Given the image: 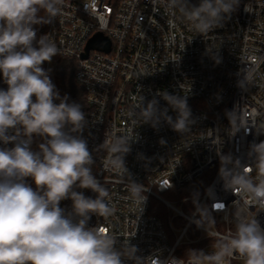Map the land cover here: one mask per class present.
<instances>
[{
  "label": "built area",
  "instance_id": "built-area-1",
  "mask_svg": "<svg viewBox=\"0 0 264 264\" xmlns=\"http://www.w3.org/2000/svg\"><path fill=\"white\" fill-rule=\"evenodd\" d=\"M85 2L91 5L90 13ZM189 3L198 6L200 0ZM43 34H50L61 50L51 63L42 65L51 70L59 94L58 59L76 61L75 81L84 90L87 106L81 135L93 155V175L108 189L115 208L108 218L91 214L88 227L106 229L116 237L118 248L135 246L137 256L149 257L145 264H152L153 255L182 259L178 251L184 248L210 254L220 238L235 231L237 213L255 217L264 229V208L225 189L220 176V157L229 155L241 168L251 167L254 181L258 175L255 155L249 152L251 145L264 142V0H240L231 19L207 34L196 32L178 11L169 10L167 0H65L61 14ZM98 34L109 41L110 50H90L82 59ZM245 74L249 81L244 89L238 81ZM0 88L7 90L2 74ZM164 92L187 98L194 120L190 131L178 133L163 120L154 128L130 115L142 99L146 106L155 98L159 109L167 108L175 120L177 112L160 95ZM113 133L132 140L124 157L128 174L106 166L109 153L100 145ZM211 169L216 173L204 193L182 201L192 202V215L165 198L182 194ZM131 180L144 185V204L131 198ZM26 182L35 189L30 177ZM75 190L89 198L97 196L91 189ZM155 199L167 209V220L154 212ZM60 207L67 215L72 201L63 200ZM200 215L206 219L198 220ZM176 219L185 225L176 227ZM192 228L198 232L196 239L189 237ZM124 264L133 261L125 259ZM227 264L245 260L235 255Z\"/></svg>",
  "mask_w": 264,
  "mask_h": 264
},
{
  "label": "clouds",
  "instance_id": "clouds-1",
  "mask_svg": "<svg viewBox=\"0 0 264 264\" xmlns=\"http://www.w3.org/2000/svg\"><path fill=\"white\" fill-rule=\"evenodd\" d=\"M64 3L0 0V74L7 85V90L0 88V142L4 145L0 147V264H124L125 259L145 264L149 257L137 256L135 246L118 248L116 237L106 229L87 226L91 214L108 218L115 208L108 189L92 172L93 155L81 135L87 124L81 105L69 103L67 95L61 98L51 70L42 66L61 50L50 34L37 35V26L53 23ZM239 4L240 0H200L195 6L189 0H167V8L178 11L200 34L223 27ZM84 7L90 13L91 5L85 2ZM42 11L45 16L40 15ZM214 59L221 62L216 55ZM248 81L245 74L238 86L245 89ZM160 95L177 112L175 120L167 108L159 109L155 98L146 106L142 99L130 115L154 128L163 120L178 133L190 131L194 120L187 98L167 92ZM36 137L42 142L33 150ZM130 141L115 133L106 136L100 145L109 153L106 166L128 174L124 157ZM253 154L256 181L249 176L251 167L241 168L230 155L220 157V176L225 189L264 208V142L251 145L249 155ZM29 177L35 189L26 182ZM77 188L91 189L97 196L86 197ZM128 191L131 198L146 202L144 185L131 180ZM67 199L72 210L66 215L60 203ZM214 248L210 254L188 250L186 260L153 255L152 264H227L235 255L245 264H264V229L255 217L237 213L235 231L220 238Z\"/></svg>",
  "mask_w": 264,
  "mask_h": 264
},
{
  "label": "trees",
  "instance_id": "trees-1",
  "mask_svg": "<svg viewBox=\"0 0 264 264\" xmlns=\"http://www.w3.org/2000/svg\"><path fill=\"white\" fill-rule=\"evenodd\" d=\"M40 15L45 16L46 13L42 11ZM46 26L47 24L37 26L39 29L38 33H40L41 30H43L44 27ZM75 71H76L75 60L64 59V58L58 59V65L55 69V74H56V79H61L63 83V85H59L60 96L61 98H63L65 95H67L69 98L68 102L69 103L75 102L77 104H80L82 111L85 113V111L87 110L85 93L84 90L75 81ZM66 82L69 83L70 89L65 88ZM39 142H42L39 137L34 138L35 150H37V145ZM204 176L196 179L193 183L186 186L182 193H192L194 195H200L204 193V191L206 190L209 184L208 181L203 180ZM154 212L160 215V217L164 218V216L160 212H157L156 210Z\"/></svg>",
  "mask_w": 264,
  "mask_h": 264
},
{
  "label": "rangeland",
  "instance_id": "rangeland-1",
  "mask_svg": "<svg viewBox=\"0 0 264 264\" xmlns=\"http://www.w3.org/2000/svg\"><path fill=\"white\" fill-rule=\"evenodd\" d=\"M45 28H46V27H44V29H45ZM44 29L41 30L40 33H37L38 37H39L40 35H43V33H44ZM57 83H58V86H59V85H63L61 79H57ZM65 88H66V89H70L69 83L66 82V84H65ZM215 173H216V170H215V169H211V170L208 171V173L203 177V180L208 181V183H209V182L212 180V178L214 177ZM195 196H196V195H194V194H192V193H182V194H179V195H174L173 193H169V194H166V195H165V198L168 199V200H170V201H173L174 203H176V205H177L178 207H182V208L185 210V212H187L189 215H192V214H193V211H194V210H193V207H192V206H193L192 202L182 203V201H183L184 199L188 198V197H195ZM153 206H154V209H155L157 212H160V213L164 216V218L167 220L169 214H168L167 209L161 204V202H159L158 200L155 199V200H153ZM174 215H175V213L172 214L173 217H174ZM204 219H206V218L204 217V215H200L199 218H198V220H200V221H202V220H204ZM185 223H186L185 221H181V220H179V219H176V220L174 221V224H175L176 227H178V228H182V227L185 225ZM189 237H190L191 239H196V238L198 237V232L196 231V229L192 228V229L190 230ZM193 248H194V246H193ZM188 250H192V248H184L183 251H180V250H179V251H178V254L181 255V256L184 257V258H187V251H188Z\"/></svg>",
  "mask_w": 264,
  "mask_h": 264
},
{
  "label": "water",
  "instance_id": "water-1",
  "mask_svg": "<svg viewBox=\"0 0 264 264\" xmlns=\"http://www.w3.org/2000/svg\"><path fill=\"white\" fill-rule=\"evenodd\" d=\"M90 50H99V51L108 52L110 50V43L108 40H103L102 35L98 34L92 40H90L86 52L82 56V59L88 57Z\"/></svg>",
  "mask_w": 264,
  "mask_h": 264
},
{
  "label": "snow or ice",
  "instance_id": "snow-or-ice-1",
  "mask_svg": "<svg viewBox=\"0 0 264 264\" xmlns=\"http://www.w3.org/2000/svg\"><path fill=\"white\" fill-rule=\"evenodd\" d=\"M218 207H221L222 205H217Z\"/></svg>",
  "mask_w": 264,
  "mask_h": 264
}]
</instances>
